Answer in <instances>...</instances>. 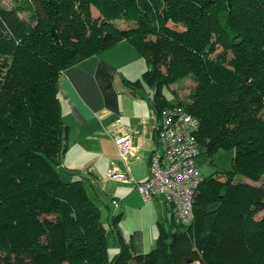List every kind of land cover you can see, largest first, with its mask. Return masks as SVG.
<instances>
[{"label":"trees","instance_id":"obj_1","mask_svg":"<svg viewBox=\"0 0 264 264\" xmlns=\"http://www.w3.org/2000/svg\"><path fill=\"white\" fill-rule=\"evenodd\" d=\"M23 1L0 5V264H264V184L244 179L264 173V0ZM122 41L148 65L128 85L153 87L158 114L178 104L199 119L198 157L202 147L234 156L203 176L194 221L159 223L149 252H135L114 215L111 257L88 178L64 165L58 83ZM186 76L189 100L172 102L163 88Z\"/></svg>","mask_w":264,"mask_h":264},{"label":"crops","instance_id":"obj_2","mask_svg":"<svg viewBox=\"0 0 264 264\" xmlns=\"http://www.w3.org/2000/svg\"><path fill=\"white\" fill-rule=\"evenodd\" d=\"M143 60L130 42L122 41L65 70L58 83L63 119L69 126L64 165L87 177L92 186L105 188L122 215L120 232L125 240L130 236L138 254L155 247L159 223L167 225L172 218L166 202H145L136 184L150 175L158 122L154 88L127 83L142 78L147 70ZM122 134H128L131 145L127 162L115 140ZM112 170L127 172L134 182L110 179Z\"/></svg>","mask_w":264,"mask_h":264},{"label":"built area","instance_id":"obj_3","mask_svg":"<svg viewBox=\"0 0 264 264\" xmlns=\"http://www.w3.org/2000/svg\"><path fill=\"white\" fill-rule=\"evenodd\" d=\"M199 127V119L181 105L172 104L160 109L150 175L136 183L145 202L156 198L163 200L170 206L175 222L185 226L194 221L195 195L203 180L196 164L200 153ZM115 139L122 159L127 162L131 152L128 134ZM108 176L119 182H134L132 176L123 171L112 170Z\"/></svg>","mask_w":264,"mask_h":264},{"label":"rangeland","instance_id":"obj_4","mask_svg":"<svg viewBox=\"0 0 264 264\" xmlns=\"http://www.w3.org/2000/svg\"><path fill=\"white\" fill-rule=\"evenodd\" d=\"M18 3H21L24 6L27 5L23 0H0V5H3L5 7H12ZM24 14L27 15V14H29V12H24ZM93 14L95 16H97L99 14V12H97V10L94 8ZM119 23L123 27L128 26L126 20H120ZM143 61H145V60H143ZM147 68H148V65H147ZM162 71H164L163 68H162ZM145 86L147 87V89H150V87H148L149 86L148 84H145ZM192 86H193V82L191 80V76H186V77H183L182 79L176 81L175 83H173L170 86L171 89H174L177 92L178 97H175L174 95H172V92H171L169 87H164L163 92L167 95V97L169 99H171L172 102H176L177 101L176 99H178V98L187 101V100H189L188 96L191 92ZM116 142L118 145L117 140H116ZM233 156H234V150H232V149L226 150L224 148H220L211 157L209 154H207L206 149L204 147H202L201 148V155L196 159V163H197V166L199 168L200 174L202 176H208V175L214 174L216 172L231 169ZM244 179H245V181H248L252 184H257V185L264 184V173L260 177V179H258L257 181H255V180H253L247 176ZM86 185L89 189V192H90L93 200L101 208L102 222L108 227L107 228L108 229L107 240H108L109 254L112 257L119 251V244H118V240L116 238V229L113 228L114 225L112 226V224H111L112 217L114 215L118 214V213H116V212H118V210H116V207L113 204H111V200H110L109 196L106 195L107 192L105 191V188H103L100 185L97 186V184H95V186H92V184L88 180H86ZM263 215H264V212H261L257 215V217H262ZM117 230H118V228H117ZM121 232H122V230H121ZM127 240H130V236L127 237ZM199 263L201 264L200 261H199ZM190 264H196V263H190Z\"/></svg>","mask_w":264,"mask_h":264}]
</instances>
